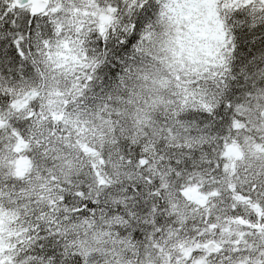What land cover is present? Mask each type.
Returning <instances> with one entry per match:
<instances>
[{
  "label": "snow or ice",
  "instance_id": "6c2138e0",
  "mask_svg": "<svg viewBox=\"0 0 264 264\" xmlns=\"http://www.w3.org/2000/svg\"><path fill=\"white\" fill-rule=\"evenodd\" d=\"M0 264H264V0H0Z\"/></svg>",
  "mask_w": 264,
  "mask_h": 264
}]
</instances>
